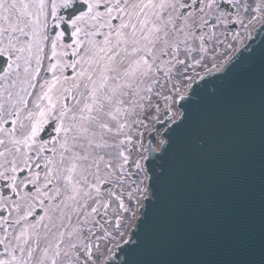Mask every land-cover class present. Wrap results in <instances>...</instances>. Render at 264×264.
<instances>
[{
	"label": "snow or ice",
	"instance_id": "6c2138e0",
	"mask_svg": "<svg viewBox=\"0 0 264 264\" xmlns=\"http://www.w3.org/2000/svg\"><path fill=\"white\" fill-rule=\"evenodd\" d=\"M229 2L235 9L232 16L220 10L217 0H199V12L188 14L181 11L186 7L184 0H79L78 4L77 0H50V4L49 0H0V58L7 65L0 73V181L6 182L11 193L0 194V211L8 213L0 219V264H96L94 249L100 250L99 242H119L116 234L123 236L126 221H135L137 211L146 208L143 203L139 208L132 205L144 197L155 199L146 181L155 182L164 174L161 158L196 102L181 94V85L172 81L187 76L188 69L201 66L207 51L203 30L209 20L214 16V27L240 24L245 31L257 22L264 24V0H257L254 6L248 0ZM102 5L103 12L99 11ZM61 9L68 11L67 18L59 14ZM116 19L119 23L114 25ZM64 24L70 30V44L63 43V30L50 35ZM98 36L103 40H97ZM192 39L200 41V58L194 62L192 53L196 49L189 44ZM182 50L184 59L180 58ZM69 55L73 59H66ZM45 58L50 61L45 69L50 78L41 82L38 78ZM228 62L213 64L206 74L220 71L225 75ZM67 69L72 70L71 76L65 75ZM188 79L195 82L193 77ZM37 84L39 91L32 101L33 109L23 117L28 121L25 124L21 112L28 108V97L33 95L30 89H36ZM169 84L171 93L163 96L166 108L171 109L175 103L183 111L175 118L172 113L168 115L165 139L160 140L163 151L157 158L158 169H145L135 161V171L144 175L127 184V203L125 193L114 189L108 192L109 199H104L102 185L123 188L127 183L124 173L137 135L133 129L147 128L138 119L143 102L151 101L157 85L165 91ZM5 92L7 116H14L11 129L3 127L7 122L2 115ZM66 98L74 104L62 103ZM51 119L56 121V137L49 147L38 137ZM46 151L52 155L43 156ZM34 167L44 170L42 177ZM26 170L27 175L19 179L18 174ZM28 185L34 191H26ZM37 205L44 214L33 223L29 218ZM68 207L78 217L83 212V220L75 227H71V214H67L69 223H63ZM101 209L103 224L95 231L88 228L89 236H83L85 226L95 223L93 217ZM110 209L112 215L108 214ZM55 213H59L58 218H54ZM133 228L131 238L123 241L122 264H131L129 257L139 247L138 222ZM94 235L96 239L92 240Z\"/></svg>",
	"mask_w": 264,
	"mask_h": 264
},
{
	"label": "water",
	"instance_id": "95a60500",
	"mask_svg": "<svg viewBox=\"0 0 264 264\" xmlns=\"http://www.w3.org/2000/svg\"><path fill=\"white\" fill-rule=\"evenodd\" d=\"M225 67V75H204L186 93L196 102L161 158L164 174L147 181L155 199H144L146 208L138 211L139 247L131 264L264 259V24ZM163 117L146 139L145 169L159 167L163 148L156 152L151 144L161 128L165 139ZM124 247L107 264H122Z\"/></svg>",
	"mask_w": 264,
	"mask_h": 264
},
{
	"label": "rangeland",
	"instance_id": "374dc122",
	"mask_svg": "<svg viewBox=\"0 0 264 264\" xmlns=\"http://www.w3.org/2000/svg\"><path fill=\"white\" fill-rule=\"evenodd\" d=\"M249 3L254 4L257 2V0H248ZM49 4H50V0H49ZM50 10V9H49ZM260 22H257L255 23L254 25L250 26L248 28V34L250 33V31L252 30V28L256 27ZM246 31V32H247ZM237 36V35H236ZM242 37H244L243 35H241ZM238 40L237 41H232L230 47L228 50L224 51L223 53H217L215 56L210 52V51H206L205 54H204V59H203V63L201 64V66L199 67H196L197 69L196 70H201L203 73L204 72H207V69H210L212 68L213 64H216V65H219L221 63L222 60H227L228 57L231 55L232 52H234L237 48H239L242 44H243V38L241 37H237ZM242 39V40H241ZM198 46H196L195 48H197ZM70 51V50H69ZM183 54H185L183 52ZM198 56H195L193 58V62L196 60V59H199L200 58V53L198 52ZM222 54V55H221ZM181 59H183L181 56H180ZM66 59L68 60H71L70 58L66 57ZM50 62L47 60H43L42 62V67H41V73H40V77L38 78L41 82L44 78H49L50 74H48L45 69H43L44 67H47V65L49 64ZM192 71V69H188V72L187 73H190ZM200 73V72H199ZM198 74V73H196ZM65 75H68V76H71L72 75V70L71 69H67L65 71ZM162 75V74H161ZM183 79V77H179L177 76L175 79H173L172 81V84H177L179 83L181 85V88H180V93H182L184 91V89L186 88V86H188V82H182L181 80ZM30 91H32L33 95L28 97V108L27 109H24L22 110V114H21V119H23V117L26 115L27 111L28 110H32L33 109V105H32V101L35 99V96H36V93L39 91V86H37L36 89H30ZM155 95L157 93H160L158 95V101L156 99H152L151 98V101L149 100H145L143 103H144V110L142 112V114L138 117V119H142L144 121V123L147 125V128H139V129H133V131L137 132V135L134 137V147L131 151V157H130V163L126 166V171L124 173L125 177L127 178V183L126 185L121 188L119 186H113L115 191L116 192H124L125 195L127 194V191H129L130 189L127 187V184H132V181L133 179H136V180H139V179H142L143 178V174L142 173H137L135 171V168H134V162L139 160L141 162V153H140V147H141V144H142V139H143V136L144 134L146 133V131L148 129H150L151 127V124H152V119L151 117H155V120L156 118H158L157 115H153L154 112L156 111V108L158 107L159 109H161L162 107H165L166 106V103H165V100L163 99V96L166 95V94H170L171 93V84L168 85L167 87V90L165 91H162L158 85V87H156V90H155ZM176 98V97H175ZM67 100H64L62 101V103H65L69 106L73 105L74 104V100H72L71 98H66ZM149 102V103H148ZM160 102V103H159ZM149 105H151V107H149ZM154 108V109H153ZM149 109V110H148ZM152 110L154 112H152ZM157 113V111L155 112ZM23 115V116H22ZM27 121V120H26ZM139 133H143L142 136L139 135ZM51 144L52 143H49L48 142V145L49 147H51ZM48 155H52L51 152H48L46 151L45 153H43V156H48ZM42 159V158H41ZM142 164V162H141ZM34 171V170H33ZM43 169L42 171L40 172L41 173V177L43 176ZM91 179V177H90ZM106 185V184H105ZM104 185H102L103 187ZM105 190V189H104ZM102 191V189H101ZM102 196L104 199H109L108 197V193L105 192V191H102ZM142 199V198H141ZM125 202L127 203V197L125 196ZM139 203V202H138ZM138 203H135L133 204L132 206L134 208L137 207ZM90 207H91V202H89V208L87 209L88 211H90ZM113 207H115V204L113 205ZM44 214V212H43ZM42 214V215H43ZM109 215H112V210L110 209L109 210ZM38 218V217H37ZM82 219H83V212H82ZM95 223H89L87 224L86 226V231H83L82 235L85 236V237H88L89 236V233L87 231L88 228H92L94 231L96 229H98L101 224H103L104 222V219H105V216H104V212L103 210H100V212L98 214H96L94 217H93ZM132 221L133 220H128L126 221V227H124L122 229V232L130 225L132 224ZM34 223V222H33ZM44 223H47V221H45ZM77 226V225H76ZM9 231H12V229L10 228ZM43 228H41V232H43ZM0 234H2V229H0ZM96 235H100L99 232H96ZM96 235L92 236L91 239L92 240H95L96 239ZM117 237H118V241H120L123 236H119V234H116ZM67 239V238H65ZM114 243H118V242H112V243H107V242H104V241H101L100 242V250L99 251H96L94 249V258H95V261L98 260V262H96V264H102L104 263L105 259L107 258L108 254L110 253L109 249L112 250V248L114 247ZM0 250H2V248H0Z\"/></svg>",
	"mask_w": 264,
	"mask_h": 264
},
{
	"label": "flooded vegetation",
	"instance_id": "af4514ba",
	"mask_svg": "<svg viewBox=\"0 0 264 264\" xmlns=\"http://www.w3.org/2000/svg\"><path fill=\"white\" fill-rule=\"evenodd\" d=\"M131 1H132V0H129L130 3H132ZM225 2H227V1H225ZM185 5H186V7H185L184 9H182V10H185V13H184V14H188V13H191V12H195V13H198V12H199V0H197V3H195V4L193 3V0H188V2H185ZM228 15H229V14H228ZM118 23H119V22H114L113 24L116 25V24H118ZM197 23L199 24V21H197ZM213 23L215 24V17H214V16L209 20V24H208L207 28H208L209 26H212ZM214 24H213V25H214ZM229 25H230V24H228L227 27H228ZM223 27H224L223 25L218 26L217 31H216V35H215V36H213V35H208V36H211L210 38H208V40L210 41V43H211V41L214 43L215 40L220 41L219 49H220V47L224 46L225 42H228V41H230V39H231L230 35L225 34V33H224V35H223V32H224V28H223ZM207 28L205 27L204 30H203L205 35H206L207 33H209V32L207 31ZM105 30H107V29H105ZM14 91H15V90H14ZM6 98H7V92H5V100H4L5 107H4V110H3V113H2V115H3V116L6 118V120H7V112H8L9 105H8V103L6 102ZM13 111H14V110H13ZM21 114H22V112H21ZM22 116H23V115H22ZM12 118H14V116H13ZM23 122H24L25 124L28 123V121H23ZM6 123H7V122H6ZM6 123L3 124V127H4L5 129H7V128H6ZM12 127H13V125L11 124V127H9V129H11ZM17 129H18V132H19V121H18V123H17ZM0 135H2V134H0ZM1 182H4V181H0V183H1ZM67 209H68V213H66V217H65V220L63 221V223H64L65 225H67V224L69 223V221H68V219H67V214H71V226L77 225L78 222L82 220V212L80 213V215H79V217H78V216L75 214V212H74V210H73L72 207H68ZM72 211H73V212H72ZM53 215H54V218H58L59 213H55V214H53ZM56 223L59 224L60 221H59L58 219H56Z\"/></svg>",
	"mask_w": 264,
	"mask_h": 264
},
{
	"label": "bare ground",
	"instance_id": "6f19581e",
	"mask_svg": "<svg viewBox=\"0 0 264 264\" xmlns=\"http://www.w3.org/2000/svg\"><path fill=\"white\" fill-rule=\"evenodd\" d=\"M3 191V190H2ZM123 235H124V237H126V235H127V229H125L124 231H123Z\"/></svg>",
	"mask_w": 264,
	"mask_h": 264
}]
</instances>
